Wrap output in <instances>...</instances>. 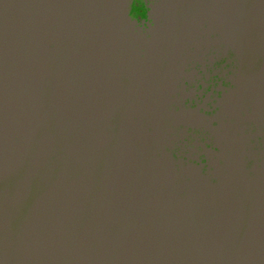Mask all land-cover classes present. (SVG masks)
Segmentation results:
<instances>
[{"label":"water","instance_id":"obj_1","mask_svg":"<svg viewBox=\"0 0 264 264\" xmlns=\"http://www.w3.org/2000/svg\"><path fill=\"white\" fill-rule=\"evenodd\" d=\"M0 264H264V0H0Z\"/></svg>","mask_w":264,"mask_h":264}]
</instances>
